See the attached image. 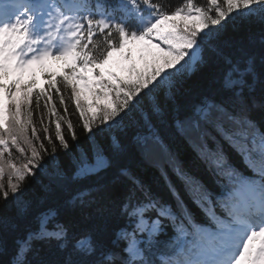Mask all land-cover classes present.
<instances>
[{"label": "snow or ice", "instance_id": "snow-or-ice-1", "mask_svg": "<svg viewBox=\"0 0 264 264\" xmlns=\"http://www.w3.org/2000/svg\"><path fill=\"white\" fill-rule=\"evenodd\" d=\"M236 21L243 29L226 38ZM77 123L93 147L67 168L59 156L74 147L69 138L80 141ZM128 123L172 202L119 164V137L97 142ZM177 137L222 192L179 161ZM45 174L42 194L30 196ZM8 208L0 252L5 232L24 231L11 264H264V0H0Z\"/></svg>", "mask_w": 264, "mask_h": 264}, {"label": "trees", "instance_id": "trees-1", "mask_svg": "<svg viewBox=\"0 0 264 264\" xmlns=\"http://www.w3.org/2000/svg\"><path fill=\"white\" fill-rule=\"evenodd\" d=\"M173 4L179 3V0H172ZM237 27L234 29L233 25H229L226 29L224 36L226 38L229 37H235L238 34H240V31L243 29V25L240 21L235 22ZM249 29L258 30L255 26H249ZM70 112L72 111V108L70 107ZM77 117L73 116L74 123L77 122ZM140 128L135 123H128L126 126L121 128H116L111 130V132H106L103 135L99 136L97 138V142L100 143L103 146H107L110 142L111 136L115 135L119 137L121 142L126 146V151L121 155L119 159V164L121 166L129 168L135 175H137L139 178L144 180L145 182L151 184L155 191H157L161 196L160 186L157 185L158 177L160 175L159 170L150 165L148 163V160L142 157L140 152L136 149L134 144V136L137 131H139ZM77 135L80 137L79 142H73L69 138V144L74 145L72 149L69 150L67 154H64L63 152L60 153L59 156V164L61 166L70 168L75 161V159L78 157V155L81 152H87L90 151L93 147V142L88 140L85 137V134L83 132V129L79 126L77 123ZM177 145L179 146V152L181 153V158L184 161V167L195 177L200 179L203 182V179H201L196 171H191L189 163H195L197 161L200 162L198 157L196 156V153L193 151L192 147L188 145L186 142L181 140L180 138L174 139ZM55 163L53 162V167H55ZM115 174V169L110 170L109 172L105 173L102 177L104 182L110 181ZM48 182V176L47 174L40 176L37 181H35L29 191L30 196L39 197L43 192V184H46ZM3 212H6L7 214H11L13 209L8 208L5 210H0ZM119 224V221L116 222L113 227H116ZM24 231L23 228H21L19 231H13V232H5L4 234V246L5 250L3 252H0V264H11L13 252H14V246H15V240L16 238L23 236ZM40 246V245H38ZM45 250H47V246H43Z\"/></svg>", "mask_w": 264, "mask_h": 264}]
</instances>
